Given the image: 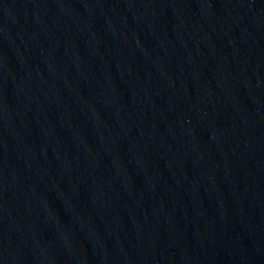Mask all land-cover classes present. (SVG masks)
<instances>
[{
    "label": "water",
    "instance_id": "obj_1",
    "mask_svg": "<svg viewBox=\"0 0 264 264\" xmlns=\"http://www.w3.org/2000/svg\"><path fill=\"white\" fill-rule=\"evenodd\" d=\"M0 264H264V0H0Z\"/></svg>",
    "mask_w": 264,
    "mask_h": 264
}]
</instances>
